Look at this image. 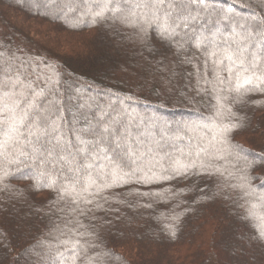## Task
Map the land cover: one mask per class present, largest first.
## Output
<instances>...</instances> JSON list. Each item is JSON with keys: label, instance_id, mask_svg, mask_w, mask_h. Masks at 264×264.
Masks as SVG:
<instances>
[{"label": "trees", "instance_id": "trees-1", "mask_svg": "<svg viewBox=\"0 0 264 264\" xmlns=\"http://www.w3.org/2000/svg\"><path fill=\"white\" fill-rule=\"evenodd\" d=\"M40 1L0 0L4 56L42 61L63 81L61 92L127 111L133 135L159 163L150 183L136 176L78 189L91 201L78 205L41 186L34 164H5L0 264H52L47 245L60 229H71L83 245L74 264H264V84L228 91L194 50L185 56L151 27L141 31L110 14H89L104 0ZM242 4L264 8V0L217 6L244 14ZM250 13L264 18L262 11ZM198 147L205 151L196 156ZM175 159L195 167L161 179L171 175L164 169ZM57 184L63 187L58 178ZM60 251L65 264L69 251Z\"/></svg>", "mask_w": 264, "mask_h": 264}, {"label": "snow or ice", "instance_id": "snow-or-ice-1", "mask_svg": "<svg viewBox=\"0 0 264 264\" xmlns=\"http://www.w3.org/2000/svg\"><path fill=\"white\" fill-rule=\"evenodd\" d=\"M219 3L227 0H124L122 5L104 0L89 14L100 18L110 14L141 31L151 27L185 56L194 50L203 56L205 69L211 65L216 81L230 86L228 91L240 92L245 85L261 90L264 18L256 19L255 13L248 18L238 16L232 8L218 7ZM4 51L0 48V181L9 174L5 164H34L36 176L45 181L41 186L55 187L62 198L67 196L78 205L91 203L83 200L78 189L99 190L136 176L141 183L156 178L153 168L159 158L133 135L134 118L127 111L110 102L74 98L66 88L61 92L65 85L54 69L46 71L48 66L42 61L5 57ZM223 110L231 114L230 109ZM229 130L223 128L225 133ZM203 151L198 147L195 155ZM194 167L192 162L171 160L164 169L171 175L160 178L187 176ZM58 231L59 236L50 237L54 243L47 245L48 258L59 264L64 248L69 251L63 257L65 264H74L73 257L78 250L84 251L83 245L70 235L71 229ZM260 236L264 239V229Z\"/></svg>", "mask_w": 264, "mask_h": 264}, {"label": "rangeland", "instance_id": "rangeland-1", "mask_svg": "<svg viewBox=\"0 0 264 264\" xmlns=\"http://www.w3.org/2000/svg\"><path fill=\"white\" fill-rule=\"evenodd\" d=\"M227 1H232V0H227ZM37 3H41V1L40 0H37ZM112 3H119V4H123L124 3V0H121V2H119L118 0H112ZM241 7H243V8H246L245 10H243L244 11V14H237L238 16H243V17H245V18H248L249 16H251L252 14L250 13V9H254V11L256 12V13H259V12H261V9L260 8H258V7H255V6H248V5H245L244 4V6H243V4H242V6ZM247 11V12H246ZM0 35L1 36H6L7 35V31L5 30V28L1 25V23H0ZM148 103H150V102H148ZM171 107V106H173L174 107V105H172V104H169V105H167L166 107ZM175 107H176V105H175ZM177 107H179V106H177ZM182 108V107H181ZM170 117V116H169ZM170 118H175V117H170ZM169 118V119H170Z\"/></svg>", "mask_w": 264, "mask_h": 264}]
</instances>
